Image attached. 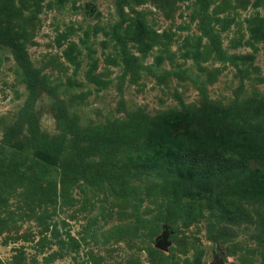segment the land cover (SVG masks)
Wrapping results in <instances>:
<instances>
[{
    "label": "rangeland",
    "instance_id": "374dc122",
    "mask_svg": "<svg viewBox=\"0 0 264 264\" xmlns=\"http://www.w3.org/2000/svg\"><path fill=\"white\" fill-rule=\"evenodd\" d=\"M184 134L264 147V0H0V264H264V158L142 163Z\"/></svg>",
    "mask_w": 264,
    "mask_h": 264
},
{
    "label": "trees",
    "instance_id": "16d2710c",
    "mask_svg": "<svg viewBox=\"0 0 264 264\" xmlns=\"http://www.w3.org/2000/svg\"><path fill=\"white\" fill-rule=\"evenodd\" d=\"M14 45L18 46V41L14 40ZM18 49L23 54L22 46ZM31 113L33 111L28 112L30 117ZM202 146H210L211 153L201 154ZM257 158H264V147H254L249 141L236 137L211 140L209 137L184 134L144 154L142 163L165 169L173 175L194 178L200 185L216 191V183L248 178L253 171L248 161ZM234 205L237 206L236 202ZM196 207L195 202H191L192 210L195 211Z\"/></svg>",
    "mask_w": 264,
    "mask_h": 264
},
{
    "label": "water",
    "instance_id": "95a60500",
    "mask_svg": "<svg viewBox=\"0 0 264 264\" xmlns=\"http://www.w3.org/2000/svg\"><path fill=\"white\" fill-rule=\"evenodd\" d=\"M169 234H170V231L166 230L161 236V238L158 240L157 247L160 248L161 250L167 249L168 244H169V240H168ZM221 263H222V252L219 248H217L215 252L214 264H221Z\"/></svg>",
    "mask_w": 264,
    "mask_h": 264
}]
</instances>
